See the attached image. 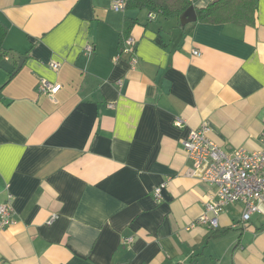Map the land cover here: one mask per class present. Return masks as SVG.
Listing matches in <instances>:
<instances>
[{
    "label": "crops",
    "instance_id": "1",
    "mask_svg": "<svg viewBox=\"0 0 264 264\" xmlns=\"http://www.w3.org/2000/svg\"><path fill=\"white\" fill-rule=\"evenodd\" d=\"M111 1L0 0V203L14 211L0 264H264V202L245 227L235 202L218 227L185 229L216 186L188 175L181 145L206 121L222 151L260 148L264 0L248 24L200 20L215 0H188L185 25ZM128 19L132 68L120 52ZM40 78L61 87L49 97Z\"/></svg>",
    "mask_w": 264,
    "mask_h": 264
},
{
    "label": "built area",
    "instance_id": "2",
    "mask_svg": "<svg viewBox=\"0 0 264 264\" xmlns=\"http://www.w3.org/2000/svg\"><path fill=\"white\" fill-rule=\"evenodd\" d=\"M128 0H112L110 8L120 12L126 9ZM150 15V14H149ZM87 54L92 53V45L85 46ZM120 52L129 55V65L134 67L137 63L135 40L129 34L121 43ZM192 53L198 55L197 50ZM49 66L57 70L59 61L52 60ZM120 80H118L119 82ZM61 85L40 78L37 90L52 97ZM176 126L183 124L182 119L176 117ZM262 130L260 132L261 146L258 150L248 151L244 147H236L230 152L222 151L208 136L209 126L206 121L198 127L191 128L187 136L181 141L182 148L191 160L188 175L216 186V198L205 204L203 211L185 227L186 230L195 225H203L209 229L218 227V215L228 204L242 203L239 224L247 226L251 214L259 212V204L264 202V116L262 117ZM165 183L153 189L155 199L161 197V190ZM14 211L8 202L0 203V227H7L13 222ZM56 217L53 213L48 223ZM127 240H131L128 238Z\"/></svg>",
    "mask_w": 264,
    "mask_h": 264
},
{
    "label": "trees",
    "instance_id": "3",
    "mask_svg": "<svg viewBox=\"0 0 264 264\" xmlns=\"http://www.w3.org/2000/svg\"><path fill=\"white\" fill-rule=\"evenodd\" d=\"M236 1L241 3V6L236 7ZM254 1L255 0H215L208 4L206 8L197 11L198 19L209 22L234 21L240 24H248L252 22L251 8ZM189 6L190 3L188 0H128L126 8L145 7L150 10H160L167 15L175 14L176 16H180ZM240 7L244 8L243 14L238 11ZM234 8L235 11H233ZM133 22L134 21L130 19L126 22L122 31L121 43L123 39L130 34L129 31ZM4 33L5 27L0 21V59L4 55V50L2 48Z\"/></svg>",
    "mask_w": 264,
    "mask_h": 264
},
{
    "label": "water",
    "instance_id": "4",
    "mask_svg": "<svg viewBox=\"0 0 264 264\" xmlns=\"http://www.w3.org/2000/svg\"><path fill=\"white\" fill-rule=\"evenodd\" d=\"M196 20V15L194 12V7L189 6L180 16V22L182 25H185L188 22L195 21ZM20 66V63L18 64L17 67Z\"/></svg>",
    "mask_w": 264,
    "mask_h": 264
},
{
    "label": "rangeland",
    "instance_id": "5",
    "mask_svg": "<svg viewBox=\"0 0 264 264\" xmlns=\"http://www.w3.org/2000/svg\"><path fill=\"white\" fill-rule=\"evenodd\" d=\"M207 262H209V261H207ZM205 264H210V262L209 263H205Z\"/></svg>",
    "mask_w": 264,
    "mask_h": 264
}]
</instances>
